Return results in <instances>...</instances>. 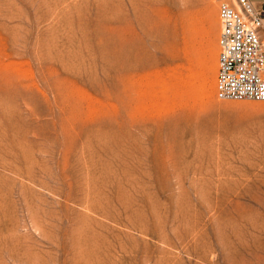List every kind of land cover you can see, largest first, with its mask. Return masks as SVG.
Returning <instances> with one entry per match:
<instances>
[{"label": "rangeland", "instance_id": "obj_1", "mask_svg": "<svg viewBox=\"0 0 264 264\" xmlns=\"http://www.w3.org/2000/svg\"><path fill=\"white\" fill-rule=\"evenodd\" d=\"M218 6L0 0V264H264V102L216 97Z\"/></svg>", "mask_w": 264, "mask_h": 264}, {"label": "built area", "instance_id": "obj_2", "mask_svg": "<svg viewBox=\"0 0 264 264\" xmlns=\"http://www.w3.org/2000/svg\"><path fill=\"white\" fill-rule=\"evenodd\" d=\"M216 97L264 102V0H219Z\"/></svg>", "mask_w": 264, "mask_h": 264}, {"label": "bare ground", "instance_id": "obj_3", "mask_svg": "<svg viewBox=\"0 0 264 264\" xmlns=\"http://www.w3.org/2000/svg\"><path fill=\"white\" fill-rule=\"evenodd\" d=\"M213 59H214L215 65H216L217 64V55L216 54H214Z\"/></svg>", "mask_w": 264, "mask_h": 264}]
</instances>
